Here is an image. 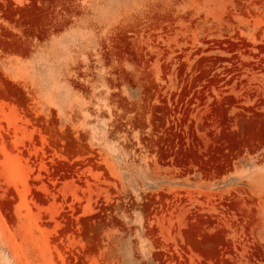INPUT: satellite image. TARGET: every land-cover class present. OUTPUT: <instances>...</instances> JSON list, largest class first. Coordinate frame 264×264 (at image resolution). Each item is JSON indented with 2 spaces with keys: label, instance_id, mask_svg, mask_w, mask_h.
Masks as SVG:
<instances>
[{
  "label": "rangeland",
  "instance_id": "obj_1",
  "mask_svg": "<svg viewBox=\"0 0 264 264\" xmlns=\"http://www.w3.org/2000/svg\"><path fill=\"white\" fill-rule=\"evenodd\" d=\"M0 264H264V0H0Z\"/></svg>",
  "mask_w": 264,
  "mask_h": 264
}]
</instances>
